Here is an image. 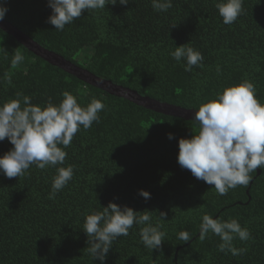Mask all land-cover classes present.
<instances>
[{"label": "trees", "instance_id": "obj_1", "mask_svg": "<svg viewBox=\"0 0 264 264\" xmlns=\"http://www.w3.org/2000/svg\"><path fill=\"white\" fill-rule=\"evenodd\" d=\"M223 2L171 0V8L157 11L152 0L127 5L117 0L104 9L84 10L57 30L47 22L52 15L48 0H0L7 8L3 19L42 48L142 97L197 111L226 87L248 80L264 104V0H242L244 11L230 25L216 8ZM184 44L201 53L203 67L185 71L186 59L171 56ZM17 51L24 59L12 68ZM6 72L11 84L4 80ZM65 91L82 107L95 98L105 108L90 128L80 126L68 147L58 145L67 153L62 165L41 170L33 164L12 179L0 169V264H264V167L250 173L247 186L219 195L177 160L179 139L198 133L196 121L89 85L0 29V107L11 99H20L24 107L23 96L41 108L49 102L58 106ZM13 147L7 138L0 141V157ZM68 166H73L72 179L49 199L57 169ZM109 202L150 211L151 218L116 238L100 261L87 251L84 223ZM160 212L167 215L161 218ZM205 214L222 222L235 219L247 228L248 240L232 241L233 247L247 250L240 255L219 251L222 241L211 231L201 241ZM149 223L161 225L165 233L160 248L150 250L142 242L140 229ZM182 231L189 233V241L178 238Z\"/></svg>", "mask_w": 264, "mask_h": 264}, {"label": "clouds", "instance_id": "obj_2", "mask_svg": "<svg viewBox=\"0 0 264 264\" xmlns=\"http://www.w3.org/2000/svg\"><path fill=\"white\" fill-rule=\"evenodd\" d=\"M118 2L127 5L130 0ZM116 3L117 0H48L52 15L47 22L55 29L63 30L65 25L79 19L84 10L104 9L106 4ZM152 7L157 11H167L172 7L171 0H152ZM216 8L223 23L228 25L244 11L242 0H226L217 3ZM6 12V6L0 4V20ZM171 56L176 61L186 59L185 71H191L193 66L203 67L200 63L203 56L188 44L176 47ZM23 59L17 51L11 67L16 68ZM4 80L11 84L10 72L4 74ZM20 95L17 93L18 97ZM62 95L58 106L49 102L41 108L31 104L30 97L23 96L24 107H21L20 99H11L0 107V141L7 138L14 146L0 157V169L7 178L25 175L33 164L41 170L62 165L67 153L58 145L68 147L81 125L87 130L94 121H99L98 113L105 108L100 100L93 98L86 107H82L71 93L65 91ZM193 120L199 124V131L191 138L179 139V165L196 179L214 185L219 195H226L229 189L238 185L247 186L252 179L250 173L264 167V104L256 98L253 83L245 80L226 87L217 99L202 103ZM168 138L172 139L173 134L169 133ZM72 177L73 166L59 167L49 199H53ZM139 195L150 198V193L144 190H140ZM150 214V211L135 212L127 206L121 208L109 202L103 211L86 217L84 231L90 244L87 251L94 259L104 261L112 242L120 236H127L134 223L150 221ZM159 215L162 218L167 214L160 212ZM160 227L149 223L140 229L142 242L150 250L160 248L164 241L165 233L159 231ZM209 231L220 237L219 251L240 255L247 250L232 245L236 237L242 241L250 238L249 230L242 228L235 219L222 222L205 214L200 225L201 241ZM178 238L184 242L190 240L186 231L180 232Z\"/></svg>", "mask_w": 264, "mask_h": 264}, {"label": "water", "instance_id": "obj_3", "mask_svg": "<svg viewBox=\"0 0 264 264\" xmlns=\"http://www.w3.org/2000/svg\"><path fill=\"white\" fill-rule=\"evenodd\" d=\"M0 29L6 32L7 34L13 36L18 42H20L24 47H26L30 52L34 53L36 56L42 58L51 65L61 68L62 70L68 72L69 74L75 76L79 80L89 85L97 87L118 98H123L130 102H133L136 105L142 106L146 109L169 116L182 118L185 120H193L195 114L194 110H186L172 105L162 104L153 99L142 97L136 91L125 88L123 86H117L111 81L102 80L94 76L87 70L73 65L71 62L65 60L63 57L42 48L31 38L27 37L25 34L20 32L18 29H16L4 19L0 20Z\"/></svg>", "mask_w": 264, "mask_h": 264}]
</instances>
